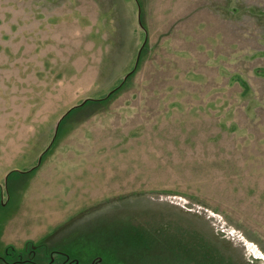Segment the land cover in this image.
Here are the masks:
<instances>
[{
    "label": "rangeland",
    "instance_id": "rangeland-1",
    "mask_svg": "<svg viewBox=\"0 0 264 264\" xmlns=\"http://www.w3.org/2000/svg\"><path fill=\"white\" fill-rule=\"evenodd\" d=\"M34 250L264 264V0H0V264Z\"/></svg>",
    "mask_w": 264,
    "mask_h": 264
},
{
    "label": "flooded vegetation",
    "instance_id": "flooded-vegetation-1",
    "mask_svg": "<svg viewBox=\"0 0 264 264\" xmlns=\"http://www.w3.org/2000/svg\"><path fill=\"white\" fill-rule=\"evenodd\" d=\"M25 249V248H24ZM39 250V249H38ZM38 250H34L33 257H28L26 259H18L16 262H25L27 264H100L98 261L93 260L90 263H81L78 259H72L68 254L61 255L56 257L55 255H50L48 260H44V256L42 255L45 252H39ZM46 257V256H45ZM4 259V258H3ZM5 261V259L3 260ZM15 263V262H11Z\"/></svg>",
    "mask_w": 264,
    "mask_h": 264
},
{
    "label": "water",
    "instance_id": "water-1",
    "mask_svg": "<svg viewBox=\"0 0 264 264\" xmlns=\"http://www.w3.org/2000/svg\"><path fill=\"white\" fill-rule=\"evenodd\" d=\"M139 58V57H138ZM137 60H139V59H137ZM138 63V62H137ZM130 75V73L129 74H127L125 77H124V81L127 79V77ZM123 83V81L120 83V84H122ZM120 86V85H119ZM118 88V87H117ZM111 92H113V91H111ZM111 92L109 93V94H107L106 95V97H108V96H110V94H111ZM87 101V99L86 100H84L83 101V103H85ZM81 105V104H80ZM80 105H76V106H74V107H72V108H70L63 116H62V118L60 119V121L66 116V115H68L70 112H71V110L73 109V108H78ZM60 121L58 122V124H57V126H56V129H55V135L54 136H56V134H57V131H58V128H59V124H60ZM50 146L51 145H49L44 151H43V153L41 154V156H40V160H41V157L44 155V153L50 148ZM39 160V162L37 163V165L35 166V168L36 167H38L40 164H41V161ZM12 171H16V172H24V171H19V170H12ZM12 171H10L9 172V174L6 176V178H8L10 175H11V172ZM96 261H98L99 263L101 262V259L99 258L98 260H96Z\"/></svg>",
    "mask_w": 264,
    "mask_h": 264
},
{
    "label": "trees",
    "instance_id": "trees-1",
    "mask_svg": "<svg viewBox=\"0 0 264 264\" xmlns=\"http://www.w3.org/2000/svg\"><path fill=\"white\" fill-rule=\"evenodd\" d=\"M103 98H106V96L103 97ZM103 98H101L100 100H102ZM74 109H76V108H73V109L71 110V112H72ZM14 172H16V171H12L11 174L14 173Z\"/></svg>",
    "mask_w": 264,
    "mask_h": 264
}]
</instances>
